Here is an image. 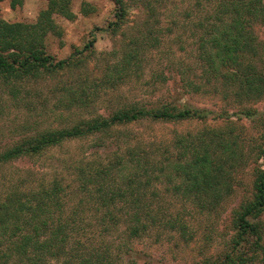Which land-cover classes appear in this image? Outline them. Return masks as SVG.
Returning <instances> with one entry per match:
<instances>
[{
    "label": "rangeland",
    "instance_id": "374dc122",
    "mask_svg": "<svg viewBox=\"0 0 264 264\" xmlns=\"http://www.w3.org/2000/svg\"><path fill=\"white\" fill-rule=\"evenodd\" d=\"M63 1H69L67 5L74 18L55 12L52 20L56 30L46 20L47 30L36 24L41 12L48 9L49 0H25L15 8L10 0L0 1V22L22 23L35 30L23 32L24 39L15 40L18 46L28 48L31 40L37 41L56 61L77 49L84 51L64 69H43L38 76L25 78L17 98H10L2 89L4 80L0 77V151L31 133L98 116L109 117L133 105L146 108L188 105L224 112L226 118H213V114L207 119L183 120L142 116L131 122L118 121L100 135L68 140L40 153L22 154L0 162V200L13 191L27 195L57 180L67 190L63 199L67 218L82 197L76 189L75 160L89 166L101 159L108 163L122 157L123 164L118 162L111 174L119 177L113 181L109 176V184L130 185V179L138 175L133 184L139 187L142 205L159 207L163 210L160 216L174 218L179 213L187 232L182 235L177 228L157 223L140 235L131 236L127 228L129 218L124 212H118V223L111 225L109 231L98 224L97 217L101 214H96L89 196V206L79 216L86 220V226L101 231L103 244L111 248L113 256L120 258L122 264L221 263L230 254L232 238L237 233L233 216L246 198L252 196L254 171L264 163V95L253 98L243 88L239 91L241 75L224 76L227 70L221 66L215 70L218 83L209 80L212 71L204 64L206 19L210 13L218 16L225 9L216 11L213 0H123L126 15L117 26L109 28L118 10L114 0ZM251 19L254 21L250 29L260 42L264 58V17L253 14ZM226 23L218 20L216 24L222 28ZM94 37L95 44L85 49ZM134 46L139 55L132 61L131 69L126 70L121 62ZM106 73L116 80L106 81ZM248 111L253 114L244 113ZM218 129L235 136L239 156L245 162L229 169L233 172V193L216 207L202 208L194 195L186 196L175 185L183 182L185 176L180 165L200 147L199 139ZM133 146L137 147L135 155L126 150ZM91 190L97 197L93 185ZM146 211L142 207L144 218ZM252 220L259 223L264 234V211ZM234 258L231 264H263L264 251L255 246L253 237L246 236ZM63 259L52 256L48 263L56 264Z\"/></svg>",
    "mask_w": 264,
    "mask_h": 264
},
{
    "label": "trees",
    "instance_id": "16d2710c",
    "mask_svg": "<svg viewBox=\"0 0 264 264\" xmlns=\"http://www.w3.org/2000/svg\"><path fill=\"white\" fill-rule=\"evenodd\" d=\"M24 1L10 0L14 8L22 5ZM114 1L118 5V10L115 13L116 20L109 23V28L117 26L126 15L123 0ZM213 1H215L216 11L225 10L219 12L218 16L212 12L206 19L208 23L207 34L204 37L206 47H204V43L203 47L207 59V62L204 63L205 67L212 71L209 80L218 83L215 70L221 66L227 70L224 76L235 73L241 75L240 80L243 79V81L241 84L239 81V91L243 88L253 98H260L264 95V58L259 50L260 42L257 41L256 36H253L254 31L250 29V25H253L254 20L251 19L253 14L258 16L261 14L264 17L263 0ZM68 2L49 0L48 9L41 12L39 22L36 23L39 24L38 27L47 30V24L52 22V28L55 29L56 25L52 20L55 12L74 18V13L67 5ZM44 20L47 24H44ZM218 20L227 23L219 28L216 24ZM34 31L22 23L0 22V77L4 80L2 89L7 92L10 98H17V92L19 93L21 90L20 83L25 78L38 76L43 72V69L52 71L64 69L73 64L79 54L84 52L77 49L68 57L56 61L52 55L47 54L41 48L37 41L31 40L28 48L20 47L15 43V40H19L21 37L22 40L24 39L23 32L32 33ZM95 41L96 37L92 38L86 44L85 49L91 48ZM133 48L131 47L130 51H127L121 62L126 70L131 69L132 61L139 55L138 48L135 46ZM259 64H262L261 68ZM114 78L111 73H106V81H115ZM72 96L75 101V95L72 94ZM168 105L170 104L152 108L133 105L119 110L109 117L98 116L77 124L52 127L31 133L20 141L9 144L4 151H0V162L14 160L22 154L40 153L68 140L100 135L108 131L112 124L121 120L131 122L142 116L168 120L207 119L211 114H213V118L226 116L224 112L219 113L208 108L188 105L170 107ZM244 113L246 115L253 114L250 111ZM227 118H230L229 115ZM209 134L208 137L199 139L202 143L200 147L191 153L192 156L185 161L184 165H180L185 177L182 183L175 185L176 189L182 188L181 191L186 196L194 195L195 200L202 208H207L210 205L216 207L226 196L233 193V172H230L229 169L240 167L245 162L239 156L235 136L219 129L214 133L209 131ZM214 142L217 145H214ZM186 147L188 148L190 145H186ZM126 150L131 155H135L137 147H129ZM262 153L264 156V146ZM123 161L122 157L119 161L116 159L108 163L101 159L95 165L84 166L82 161L75 160L78 180L76 189L82 193V197H79L74 209L71 208L70 212L68 211L69 217L67 218H64L66 213L63 204L67 190L57 180L51 186L41 185L27 195L20 191L7 194L5 200H0V264H49L52 256L64 257L56 264H122L120 258L113 256L111 248L103 244L104 237L101 231L97 232L96 228L91 225L86 226V220L79 216V213L82 214L85 208H88L89 196L93 199L96 214H101L97 217L98 224L105 226L109 231L112 230L111 225L118 223V212H124L129 218L127 228L131 236H138L142 231L157 223L177 228L182 232V235H185L187 227L184 218L179 213L174 218L167 215L160 216L163 210L159 207L153 209L149 204L142 205L139 187L133 184L138 175H134L130 179V185L116 184L115 182L112 186L109 184V176L119 165L118 162L123 164ZM254 173L253 194L246 198L240 210L233 216L232 223L236 227L237 233L232 238L234 244L230 245V254L221 263L212 264L234 263L235 252L243 245L246 236L253 237L255 246L264 251L263 229L259 223L252 220L264 211V163L262 166H258ZM118 177V175H113L111 180L115 181L114 178ZM92 185L95 192H98L96 193L97 197L91 190ZM84 194L88 195L84 196ZM204 198L209 199L205 200ZM142 207L147 210L145 218L142 216ZM81 225H83L82 228ZM97 244L98 246H96ZM13 257L14 261H12Z\"/></svg>",
    "mask_w": 264,
    "mask_h": 264
}]
</instances>
